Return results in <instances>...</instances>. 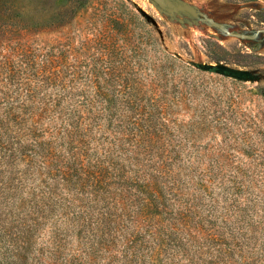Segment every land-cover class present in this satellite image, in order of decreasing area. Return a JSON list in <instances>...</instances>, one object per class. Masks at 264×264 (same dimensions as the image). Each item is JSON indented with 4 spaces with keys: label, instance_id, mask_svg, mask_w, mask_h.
<instances>
[{
    "label": "rangeland",
    "instance_id": "374dc122",
    "mask_svg": "<svg viewBox=\"0 0 264 264\" xmlns=\"http://www.w3.org/2000/svg\"><path fill=\"white\" fill-rule=\"evenodd\" d=\"M164 2L0 0V264H264V0Z\"/></svg>",
    "mask_w": 264,
    "mask_h": 264
},
{
    "label": "water",
    "instance_id": "95a60500",
    "mask_svg": "<svg viewBox=\"0 0 264 264\" xmlns=\"http://www.w3.org/2000/svg\"><path fill=\"white\" fill-rule=\"evenodd\" d=\"M152 1L155 2L160 8H164L166 5L164 0H152ZM184 10L194 14V12L188 7H185ZM195 66L202 71L216 73V74L222 75L224 77L233 78V79H236L239 81H252V80H254V76L250 72L245 71V70L233 69V68H230V67L225 66V65L199 64V65H195Z\"/></svg>",
    "mask_w": 264,
    "mask_h": 264
},
{
    "label": "trees",
    "instance_id": "16d2710c",
    "mask_svg": "<svg viewBox=\"0 0 264 264\" xmlns=\"http://www.w3.org/2000/svg\"><path fill=\"white\" fill-rule=\"evenodd\" d=\"M72 135H73V133H72ZM66 136H67L68 138H70L71 141H73L72 136H71L69 133H67Z\"/></svg>",
    "mask_w": 264,
    "mask_h": 264
}]
</instances>
